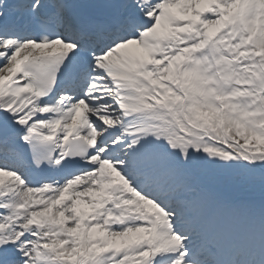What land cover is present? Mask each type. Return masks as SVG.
<instances>
[{"label": "snow or ice", "instance_id": "obj_1", "mask_svg": "<svg viewBox=\"0 0 264 264\" xmlns=\"http://www.w3.org/2000/svg\"><path fill=\"white\" fill-rule=\"evenodd\" d=\"M0 264H264V0H0Z\"/></svg>", "mask_w": 264, "mask_h": 264}]
</instances>
